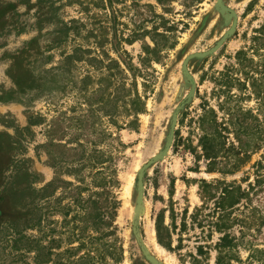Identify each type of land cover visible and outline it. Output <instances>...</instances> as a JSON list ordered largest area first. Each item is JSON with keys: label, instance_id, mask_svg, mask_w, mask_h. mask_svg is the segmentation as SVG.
Returning a JSON list of instances; mask_svg holds the SVG:
<instances>
[{"label": "rangeland", "instance_id": "obj_1", "mask_svg": "<svg viewBox=\"0 0 264 264\" xmlns=\"http://www.w3.org/2000/svg\"><path fill=\"white\" fill-rule=\"evenodd\" d=\"M112 1L0 0V264H71L99 211L102 264H264V145L223 175L199 144L210 120L264 123V0ZM203 182L249 191L223 233Z\"/></svg>", "mask_w": 264, "mask_h": 264}, {"label": "trees", "instance_id": "obj_2", "mask_svg": "<svg viewBox=\"0 0 264 264\" xmlns=\"http://www.w3.org/2000/svg\"><path fill=\"white\" fill-rule=\"evenodd\" d=\"M118 1V0H114ZM158 5L164 10V5L166 2H172L173 0H156ZM112 0H107L109 5L112 4ZM105 5H102L104 7ZM75 22V21H73ZM160 37H164L162 34H156ZM154 42V47L151 48L148 45L144 44L143 50L147 53H157L160 52L162 46H159L157 42ZM101 46L102 43H98ZM84 51V50H82ZM81 48L74 49L73 55L66 56L64 60H69L71 58L76 57L77 53L82 52ZM85 52V51H84ZM88 52V51H86ZM240 54V53H238ZM259 80H255L253 84L254 93L257 99H261L264 102V89L261 87V83H258ZM248 113L242 114V120L240 119H224L222 123H216L214 120H210L209 125L207 127H203L204 133L202 134L199 144L200 148L204 153V157L207 160V173H220L223 175L233 174L238 168L244 164L249 156V152H255L262 148L264 145V123L255 124L247 121ZM28 124L32 125L31 121L28 120ZM231 136V140L229 137ZM56 159V158H55ZM96 159V158H95ZM221 161V162H218ZM88 163L95 167L98 164H101V160H97L95 162L93 160V156L91 155L88 158ZM223 165L225 168H217V165ZM55 167V165H52ZM230 167V169H227ZM94 175H101V170L95 172ZM100 183V186L97 187L103 189V193L105 190V185ZM264 183V176H257L256 185H260ZM218 185H211L203 182V193H205V197L208 199L214 200L215 208L212 211V215L214 216V222H210L213 231L223 233L231 227L229 217L231 214V210L238 205L242 200L248 199L249 191L241 190L239 186H235L234 184L227 185L224 183H218ZM222 185V186H220ZM53 186V183H50L46 186V188ZM254 185H250V189L253 188ZM78 188V187H77ZM81 193L82 189L78 188ZM102 193L94 192L93 195L100 196ZM79 198L76 200V208L79 209L76 217L88 218L86 216V208L85 203L86 200L83 201L81 198V194L78 196ZM92 197V196H91ZM90 197V198H91ZM97 203V200H93ZM115 206V202H113ZM70 207V206H67ZM80 211V212H79ZM80 213V214H79ZM113 213V211H112ZM112 215V214H111ZM103 213L99 211L98 214L95 215V221L92 222L91 227L95 233L99 235V237L92 235H84L83 231L73 232L71 236L73 240L69 243L72 245L77 243L76 247H72L70 249L64 250L63 253L57 254L58 257H68L72 258L71 264H102V261H105V255L98 253V246L93 244L94 241H100L102 238V231L105 230V226H110L111 223L107 225H103L102 218ZM113 218V216H112ZM97 220V221H96ZM89 223V219L85 221ZM184 228V225H183ZM74 230V229H73ZM156 233L158 237L159 244L163 245L165 248H169V243H164L161 240L160 226H156ZM166 236L168 237V233L166 230ZM87 239V240H86ZM170 249V248H169ZM46 250V251H45ZM35 255V263L36 264H47L51 262V256H53L52 248H44V246H36L33 250ZM46 252V253H45ZM43 255V256H42ZM69 255V256H68ZM41 257V258H40ZM41 259V260H40ZM113 264H118L121 260L120 256H111ZM65 262H61L64 264ZM220 264V262H218Z\"/></svg>", "mask_w": 264, "mask_h": 264}, {"label": "water", "instance_id": "obj_3", "mask_svg": "<svg viewBox=\"0 0 264 264\" xmlns=\"http://www.w3.org/2000/svg\"><path fill=\"white\" fill-rule=\"evenodd\" d=\"M220 7H221L222 10L226 11L225 7L222 4L220 5ZM202 55H204V54H201V56ZM183 69H184L185 74H187V72L185 71V63L183 64ZM188 77H189V75H188ZM137 187H138V191H139L138 199L140 200V197H141V173H139V175H138Z\"/></svg>", "mask_w": 264, "mask_h": 264}]
</instances>
